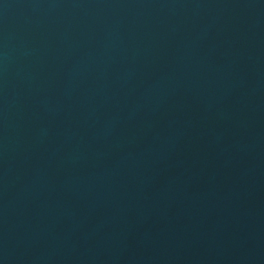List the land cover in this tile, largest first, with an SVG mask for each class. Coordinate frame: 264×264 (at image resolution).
<instances>
[{
	"label": "water",
	"instance_id": "obj_1",
	"mask_svg": "<svg viewBox=\"0 0 264 264\" xmlns=\"http://www.w3.org/2000/svg\"><path fill=\"white\" fill-rule=\"evenodd\" d=\"M0 264H264V0H0Z\"/></svg>",
	"mask_w": 264,
	"mask_h": 264
}]
</instances>
